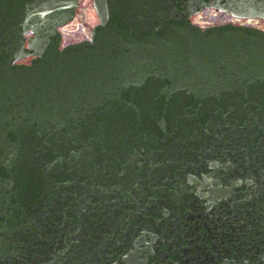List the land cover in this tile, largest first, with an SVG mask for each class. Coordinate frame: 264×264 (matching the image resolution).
<instances>
[{
  "label": "water",
  "instance_id": "1",
  "mask_svg": "<svg viewBox=\"0 0 264 264\" xmlns=\"http://www.w3.org/2000/svg\"><path fill=\"white\" fill-rule=\"evenodd\" d=\"M77 4L0 0V264H264V0Z\"/></svg>",
  "mask_w": 264,
  "mask_h": 264
},
{
  "label": "rangeland",
  "instance_id": "2",
  "mask_svg": "<svg viewBox=\"0 0 264 264\" xmlns=\"http://www.w3.org/2000/svg\"><path fill=\"white\" fill-rule=\"evenodd\" d=\"M81 3L82 5L77 16L69 24L61 28L63 42H69L82 37L88 32V30H90L89 28L98 21L95 11L91 8V0H81ZM191 20L200 26L233 20L235 22H243L252 26L255 25L256 27L260 26L264 29V22L259 19L248 18L244 21L237 20L231 18L227 13L219 12L210 8L203 9L198 14L192 15ZM83 26L84 28H82Z\"/></svg>",
  "mask_w": 264,
  "mask_h": 264
},
{
  "label": "flooded vegetation",
  "instance_id": "3",
  "mask_svg": "<svg viewBox=\"0 0 264 264\" xmlns=\"http://www.w3.org/2000/svg\"><path fill=\"white\" fill-rule=\"evenodd\" d=\"M81 5H82L81 0H78L77 7H76V9H75V16H74V18L77 16L78 11H79V9L81 8ZM91 8L93 9V6H91ZM93 11H94V9H93ZM74 18H73V19H74ZM73 19H72V20H73ZM72 20H71V21H72ZM71 21H70V22H71ZM70 22H68L67 24H69ZM67 24H64L63 26L59 27V29L61 30V28H63V27H64L65 25H67ZM82 28H84V26H83ZM89 29H90V28H89ZM61 35L63 36L62 31H61ZM88 35H89V30H88V32H87L85 35H83L82 37H80V38H78V39H75V40H72V41H76V40H80V39L87 38ZM69 42H71V41H69ZM64 43H66V42H63V39L61 38V44H64Z\"/></svg>",
  "mask_w": 264,
  "mask_h": 264
}]
</instances>
